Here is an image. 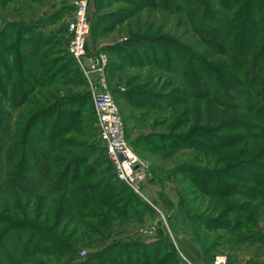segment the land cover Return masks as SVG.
I'll return each instance as SVG.
<instances>
[{
  "label": "rangeland",
  "instance_id": "obj_1",
  "mask_svg": "<svg viewBox=\"0 0 264 264\" xmlns=\"http://www.w3.org/2000/svg\"><path fill=\"white\" fill-rule=\"evenodd\" d=\"M119 6L115 3L96 9L93 0L90 7L95 27L87 55L104 54L106 62L88 81L82 69L87 70L90 61L86 58L80 67L65 52L74 0H0V76L5 78L8 67L20 54L28 61L33 53L38 52L39 57L47 52L46 59L57 68L51 83L42 87L30 84L35 88L24 105L8 106L13 120H21L39 107L53 106L56 112L41 117L37 131L49 121L57 125L50 136L59 146L55 157L79 158V162L80 157L89 156L82 165L76 162L69 177L80 198L74 207L76 215L65 216L61 211L56 218L59 207L55 203L42 215L30 217L48 229L54 226L50 232L75 247L74 259L69 252L55 255L53 246L44 240V253L33 255L29 264H81L89 255L105 262L100 255L110 244L131 240L150 243L157 238L175 254L169 264H213L216 254H226V264H264V135L252 138L224 126L234 110L209 103L204 96L194 98L172 67L166 70L146 64L160 56L154 44L125 49L127 21L116 23L109 15ZM25 36L29 41L24 40ZM200 69L196 67V71ZM102 85L112 93L125 137L145 168L136 190L113 177L94 130L92 90ZM41 96L46 102L40 101ZM218 134L227 139L224 145L207 151L193 148L194 142L215 145ZM200 168L206 173L200 175ZM191 179L209 191L217 190V180L227 182L230 187L224 189L231 193L204 195ZM108 184L112 189L105 187ZM123 198L131 199L128 213L116 215L112 210L117 208L121 214ZM105 251L114 258L113 264L137 263H122L121 255L113 248L110 253ZM108 263L111 261L104 264Z\"/></svg>",
  "mask_w": 264,
  "mask_h": 264
},
{
  "label": "trees",
  "instance_id": "obj_2",
  "mask_svg": "<svg viewBox=\"0 0 264 264\" xmlns=\"http://www.w3.org/2000/svg\"><path fill=\"white\" fill-rule=\"evenodd\" d=\"M115 3L121 6L109 15L115 18L116 23L127 21L125 49H142L145 45L154 44L160 56L148 60L146 64L166 70L172 67L176 75L188 84L194 98L204 96L209 103L234 110V116L224 121V126L239 129L252 138L264 135V0H96V9L108 8ZM92 5L93 0H89L90 35L94 26L90 13ZM65 50L75 64L67 46ZM32 56L31 60L25 61L20 54L13 59L12 67H8L5 78L0 76V264H29L33 255L44 253L41 250L44 240L53 246L55 255L69 252L74 259L76 253L74 246L50 232L54 226L48 229L45 224L30 218L42 215L46 207H53L55 203L59 207L54 214L56 218L60 217L61 211L66 213L65 216L76 215L74 207L80 201L76 196L77 187L72 186L74 181L69 180L72 167L79 158L58 160L55 157L59 146L54 140L56 138L50 139V136L57 125L51 121L45 127L42 124V129L37 131L41 117L56 112L53 106L39 107L16 121L13 120L12 110L8 109V106L16 108L24 105L36 84L42 87L52 82L57 68L52 65V60L46 59L47 52L39 57L36 52ZM35 59L37 62L33 66H24V63ZM199 66L201 69L196 71ZM25 72L28 78H25ZM36 76L42 79L36 80ZM41 100L46 102L43 97ZM216 140L219 142L215 145L194 142L193 148L199 146L207 151L224 145L227 139L218 134ZM88 157H80V164H84ZM199 172L200 175L206 173L203 168ZM191 182L204 195L231 193L224 189L230 187L227 182L217 180L218 188L212 191L199 186L193 179ZM105 187L112 189L111 184ZM220 187L223 191H219ZM123 199L125 204L120 206L123 212L120 214L117 208L112 210L116 215L128 213L127 204L131 199ZM184 202L181 198L185 215ZM119 203L120 200L115 205ZM200 219L196 221L202 222ZM166 244L159 238L150 243L120 241L110 244L105 250L110 253L113 248L121 255L122 263L132 260L136 264H152L154 259V264H169V259L175 254L168 252ZM105 250L99 251L103 254L100 257L113 264L114 258H110ZM161 252L164 254L161 255ZM97 259L89 255L81 264L105 263Z\"/></svg>",
  "mask_w": 264,
  "mask_h": 264
},
{
  "label": "built area",
  "instance_id": "obj_3",
  "mask_svg": "<svg viewBox=\"0 0 264 264\" xmlns=\"http://www.w3.org/2000/svg\"><path fill=\"white\" fill-rule=\"evenodd\" d=\"M88 4L89 0H74V8L67 23L69 32L67 52L80 67L83 66L86 58L90 61L89 68L82 69L89 81L93 72L102 70L106 56L104 54L87 55L90 37ZM92 98L95 114L94 130L103 145L112 172L117 180L136 190L145 176V168L125 137L122 119L112 93L102 85L92 90ZM226 258V254H216L213 264H226Z\"/></svg>",
  "mask_w": 264,
  "mask_h": 264
}]
</instances>
